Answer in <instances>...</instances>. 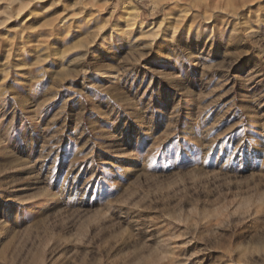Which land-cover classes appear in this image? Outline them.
Wrapping results in <instances>:
<instances>
[{"label": "rangeland", "instance_id": "rangeland-1", "mask_svg": "<svg viewBox=\"0 0 264 264\" xmlns=\"http://www.w3.org/2000/svg\"><path fill=\"white\" fill-rule=\"evenodd\" d=\"M0 264H264V0H0Z\"/></svg>", "mask_w": 264, "mask_h": 264}, {"label": "bare ground", "instance_id": "bare-ground-1", "mask_svg": "<svg viewBox=\"0 0 264 264\" xmlns=\"http://www.w3.org/2000/svg\"><path fill=\"white\" fill-rule=\"evenodd\" d=\"M8 1V0H7ZM125 18L127 21L130 20V18L136 16V11L135 8H129L126 12H125ZM133 19V18H132ZM141 24V23H140Z\"/></svg>", "mask_w": 264, "mask_h": 264}]
</instances>
